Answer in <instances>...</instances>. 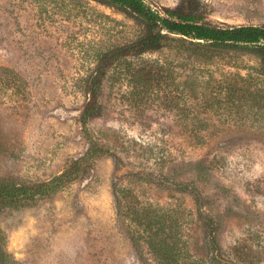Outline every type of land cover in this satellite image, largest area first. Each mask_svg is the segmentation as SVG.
Wrapping results in <instances>:
<instances>
[{
	"label": "rangeland",
	"instance_id": "374dc122",
	"mask_svg": "<svg viewBox=\"0 0 264 264\" xmlns=\"http://www.w3.org/2000/svg\"><path fill=\"white\" fill-rule=\"evenodd\" d=\"M146 1L211 23L264 25V0ZM140 31L130 14L90 0H0V180L49 182L91 142L106 151L52 196L0 209L13 264H156L124 216L146 204L174 210L178 227L166 224L161 236L182 235L203 258L193 194L236 264H264V70L256 58L217 53L203 63L176 50L196 46L170 41L106 78L99 116L81 127L95 53ZM190 130L201 131L202 144L187 141Z\"/></svg>",
	"mask_w": 264,
	"mask_h": 264
},
{
	"label": "trees",
	"instance_id": "16d2710c",
	"mask_svg": "<svg viewBox=\"0 0 264 264\" xmlns=\"http://www.w3.org/2000/svg\"><path fill=\"white\" fill-rule=\"evenodd\" d=\"M115 8L133 16L141 27L139 35L132 41L108 47L104 52H96V64L83 81L86 102L79 115V123L86 128L87 123L100 114L99 97L106 78L121 72L129 73L132 64L142 55L158 53L164 50L166 43L176 41L196 47H177L176 50L192 52L200 62H209L217 53H237L256 58L264 70V25H224L208 22L196 12H184L168 8H152L146 0H90ZM137 70V67H134ZM187 141L193 145L202 144L201 131L190 130ZM105 149L91 142L85 156L73 161V166L49 182L40 184H17L0 180V209L22 208L38 199L55 194L61 187L85 170L91 160L103 156ZM114 160H118L114 158ZM116 194H121L116 191ZM197 207V219L204 236L205 257L196 258L189 253L187 243L182 238L166 240L161 236L166 224L178 227V220L173 218L174 210L146 204L145 206L125 211L131 239L140 241L147 248L156 264H236L238 259L230 252H224L216 239L218 223L211 215L203 211L198 195H194ZM174 213V214H173ZM4 236L0 231V264H13L11 256L4 246ZM139 243V242H138Z\"/></svg>",
	"mask_w": 264,
	"mask_h": 264
}]
</instances>
